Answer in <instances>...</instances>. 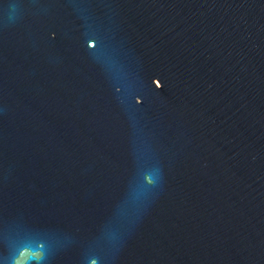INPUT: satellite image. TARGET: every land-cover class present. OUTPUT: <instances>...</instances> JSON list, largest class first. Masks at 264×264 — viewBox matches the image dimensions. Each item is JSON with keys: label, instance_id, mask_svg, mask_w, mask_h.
<instances>
[{"label": "water", "instance_id": "95a60500", "mask_svg": "<svg viewBox=\"0 0 264 264\" xmlns=\"http://www.w3.org/2000/svg\"><path fill=\"white\" fill-rule=\"evenodd\" d=\"M264 264V0H0V264Z\"/></svg>", "mask_w": 264, "mask_h": 264}, {"label": "snow or ice", "instance_id": "6c2138e0", "mask_svg": "<svg viewBox=\"0 0 264 264\" xmlns=\"http://www.w3.org/2000/svg\"><path fill=\"white\" fill-rule=\"evenodd\" d=\"M92 264H95V261H92Z\"/></svg>", "mask_w": 264, "mask_h": 264}]
</instances>
